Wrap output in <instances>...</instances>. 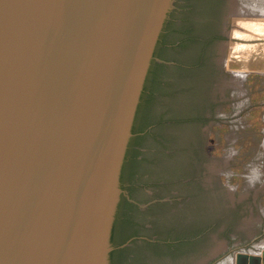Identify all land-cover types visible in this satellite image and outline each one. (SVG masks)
<instances>
[{"label":"water","instance_id":"1","mask_svg":"<svg viewBox=\"0 0 264 264\" xmlns=\"http://www.w3.org/2000/svg\"><path fill=\"white\" fill-rule=\"evenodd\" d=\"M213 1L0 0V264H109L120 167L172 7L175 64L133 181L162 200L136 219L170 250L144 245L138 258L194 264L214 247L232 203L205 155L222 53L208 27L225 16ZM260 263L264 250L235 253V264Z\"/></svg>","mask_w":264,"mask_h":264},{"label":"rangeland","instance_id":"2","mask_svg":"<svg viewBox=\"0 0 264 264\" xmlns=\"http://www.w3.org/2000/svg\"><path fill=\"white\" fill-rule=\"evenodd\" d=\"M237 1L223 24L239 8L246 25L233 24L222 42L219 94L205 133L208 167L232 208L214 247L194 264H234L237 251L264 249V0L256 8ZM254 14L256 29L248 25Z\"/></svg>","mask_w":264,"mask_h":264},{"label":"flooded vegetation","instance_id":"3","mask_svg":"<svg viewBox=\"0 0 264 264\" xmlns=\"http://www.w3.org/2000/svg\"><path fill=\"white\" fill-rule=\"evenodd\" d=\"M238 2L239 1L236 2V0H219L218 2L217 0H214L213 1L214 7L212 6V8H214L213 11L215 10L216 13L219 10V12L222 11L223 15H225L224 13L230 12L232 10V7L233 8L236 7L235 5L238 4ZM241 4H244L243 1ZM172 8H170L166 13L162 26L159 30V33H161L160 40L159 41L156 40V43L154 45V49L156 48V57H155L156 68L154 71L156 76L155 86L149 85L146 89V94L144 96V99L146 101L144 112L146 113H144L143 116L144 119L141 117L140 120L142 124L141 125L142 130L139 132V135L148 134L150 131H152L153 128L152 126L156 124L155 119L157 115H156V110L153 106V102L155 98V90L158 87V85L161 86L163 84L162 76L166 72V70H168L172 65L175 64L171 56V53L173 52V49L176 48L175 45L177 43L175 44L170 43L168 39V34L170 32L168 26L171 24L170 14ZM230 22H231L230 20L224 21L223 25L222 22L217 25L214 22L210 23L208 27V31L210 32L211 35L217 36L216 39L217 42L214 44V47L216 49H223L222 42L227 37L228 29L231 28L232 24ZM183 43H184V39L179 40L178 46L182 45ZM201 116L204 117L206 115L205 113L202 112ZM140 146H141V142H140ZM140 146L135 145V148L140 149V158H143L144 155L142 153ZM143 162H144V158L139 163V166L136 169L137 172L130 175L127 178L126 182L124 183L125 189L123 190V194L126 198V205L123 208V214L121 216V219H123L124 223L123 225L119 226L116 235L119 241H121V239L126 237V239L120 245V247L127 246V251H125L123 254L115 258L116 264H132V263L136 264L135 258H138L140 256L139 254L141 252V246L143 248L144 245L150 247L154 251L170 250L169 247H167L168 246L167 243H170V241L159 239L157 237L156 232L153 229L152 232L150 230H147L146 228H144L145 225H142V223L136 219L137 213L151 206H155L156 204L162 203V200L159 198H153L148 200L141 197L139 190L140 186L133 182L135 178L138 176V173L142 167ZM179 242H183V240H178V243ZM139 258L137 262L139 264H144Z\"/></svg>","mask_w":264,"mask_h":264},{"label":"trees","instance_id":"4","mask_svg":"<svg viewBox=\"0 0 264 264\" xmlns=\"http://www.w3.org/2000/svg\"><path fill=\"white\" fill-rule=\"evenodd\" d=\"M161 33L158 35L157 41L160 40ZM155 57H156V48L153 50L152 58L150 60V64L144 79L143 87L139 96V100L135 109L132 126H131V136L128 139L127 146L125 149V153L123 156L122 164L120 167L119 172V187L122 190L120 193L118 202L116 204L115 213L112 220V225L110 229V244L113 246V248L110 250L108 254L109 264H116L115 258L117 256L123 254L125 251H127V246L120 247V245L124 242L126 239L123 238L121 241L117 239L116 232L119 229L120 225H123L124 221L121 219V216L123 214V208L126 205V198L123 194V190L125 189L124 183L126 182L127 178L137 172V167L139 166V163L143 160V158H140V149L135 148L136 146H140V142L144 139L145 135H139V132L142 130L141 128V117L143 118L145 111V99L144 96L146 94L147 87L155 86ZM140 118V119H139ZM144 119V118H143ZM145 122V121H143ZM131 205V204H130Z\"/></svg>","mask_w":264,"mask_h":264},{"label":"bare ground","instance_id":"5","mask_svg":"<svg viewBox=\"0 0 264 264\" xmlns=\"http://www.w3.org/2000/svg\"><path fill=\"white\" fill-rule=\"evenodd\" d=\"M252 2H255V4H254V8H256L257 6H258V3L255 1V0H252ZM264 5V4H263ZM237 8V7H236ZM233 10H236V9H234L233 8ZM233 13H234V11H232ZM237 12H239L238 13V15H235L236 17L237 16H239L238 17V19H236V17L234 18L235 19V21H233L232 20V25L233 24H235V25H246V24H244L241 20H242V17H241V15H240V12H242L239 8L237 9ZM257 13V12H256ZM235 14V13H234ZM237 14V13H236ZM233 18V17H232ZM231 18V19H232ZM253 21L251 20V22H250V24H248V25H251V26H253V27H255L254 29H256L257 28V23H258V16L256 15V14H254L253 15ZM237 21H238V23H240V24H237ZM236 22V23H235ZM232 25H231V28H232ZM237 26H235V28H236ZM230 29V28H229ZM240 29V26H238L237 27V29L236 30H239ZM230 32L232 31V30H229ZM249 49H251V48H249ZM264 249H262V250H260V251H250V250H241V252H245V253H249V254H254V255H258V256H261L262 255V251H263ZM234 264H235V261H234ZM260 264H262V263H260Z\"/></svg>","mask_w":264,"mask_h":264}]
</instances>
